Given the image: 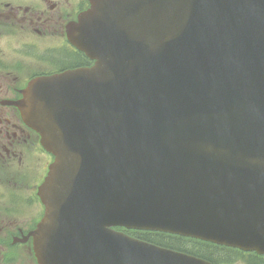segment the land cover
Instances as JSON below:
<instances>
[{
    "label": "water",
    "instance_id": "obj_1",
    "mask_svg": "<svg viewBox=\"0 0 264 264\" xmlns=\"http://www.w3.org/2000/svg\"><path fill=\"white\" fill-rule=\"evenodd\" d=\"M90 68L38 78L23 119L54 155L40 264H210L112 227L264 255V0H90Z\"/></svg>",
    "mask_w": 264,
    "mask_h": 264
},
{
    "label": "flooded vegetation",
    "instance_id": "obj_2",
    "mask_svg": "<svg viewBox=\"0 0 264 264\" xmlns=\"http://www.w3.org/2000/svg\"><path fill=\"white\" fill-rule=\"evenodd\" d=\"M89 7L90 0H0V264H38V191L53 157L20 102L34 79L93 65L68 40Z\"/></svg>",
    "mask_w": 264,
    "mask_h": 264
},
{
    "label": "trees",
    "instance_id": "obj_3",
    "mask_svg": "<svg viewBox=\"0 0 264 264\" xmlns=\"http://www.w3.org/2000/svg\"><path fill=\"white\" fill-rule=\"evenodd\" d=\"M139 239L145 240L150 243L167 247L171 249H177L179 251H185L191 255L203 258L214 264H221V262H232L236 260V250L227 249L223 247L214 246L212 244L194 241L190 242L189 239H184L176 236H169L161 233H140ZM235 251V252H234ZM220 258V260L218 259ZM248 264H264L258 258L249 256L247 257Z\"/></svg>",
    "mask_w": 264,
    "mask_h": 264
},
{
    "label": "rangeland",
    "instance_id": "obj_4",
    "mask_svg": "<svg viewBox=\"0 0 264 264\" xmlns=\"http://www.w3.org/2000/svg\"><path fill=\"white\" fill-rule=\"evenodd\" d=\"M235 264H240V263H235Z\"/></svg>",
    "mask_w": 264,
    "mask_h": 264
}]
</instances>
